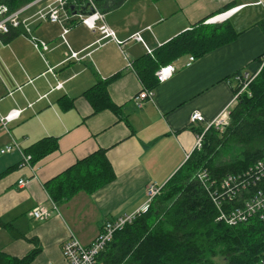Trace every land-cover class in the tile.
Here are the masks:
<instances>
[{"label":"crops","instance_id":"crops-1","mask_svg":"<svg viewBox=\"0 0 264 264\" xmlns=\"http://www.w3.org/2000/svg\"><path fill=\"white\" fill-rule=\"evenodd\" d=\"M52 1L31 3L23 17L36 16ZM262 1L126 0L114 10L99 9L116 40L103 39L70 11L67 33L59 24L34 22L29 35L22 30L9 41L0 40V117L21 111L7 130L0 128V251L23 258L39 249L32 264H69L63 244L70 231L90 245L106 221L140 211L149 200L148 186L163 187L192 154L195 129L205 128L227 108L234 96L228 80L241 70H258L264 55ZM221 14L226 15L211 24L229 21L239 36L201 59L185 56L174 62V75L154 89L152 101L137 108L134 98L143 85L128 61L153 56L199 21ZM136 34L141 41L133 39ZM33 38L48 50L41 52ZM71 52L81 60L68 59ZM111 79L108 93L120 111L95 113L84 93ZM58 84L62 87L53 90ZM62 98L73 101L68 111L61 107ZM194 112L206 122L192 124ZM45 138L58 139L59 149L33 167H21L24 150ZM12 143L20 150L2 154ZM100 149L106 151L115 180L92 195L79 193L54 211L45 184ZM23 180L27 184L20 186ZM38 206L48 208L51 216L30 217Z\"/></svg>","mask_w":264,"mask_h":264},{"label":"trees","instance_id":"trees-1","mask_svg":"<svg viewBox=\"0 0 264 264\" xmlns=\"http://www.w3.org/2000/svg\"><path fill=\"white\" fill-rule=\"evenodd\" d=\"M35 1L0 0V5L15 11ZM93 1L98 9L110 11L126 0ZM85 4L88 0H67L62 21L56 24L64 31L69 30L64 26L71 19L69 13L78 11ZM211 17L172 38L156 49L153 56H144L133 63L144 89L153 91L159 86L156 73L160 68L185 56L192 61L201 59L239 36L229 21L207 24ZM259 25L264 29V20ZM22 30L11 29L8 34H0V40L9 41L21 35ZM110 81L112 79L100 82L84 93L95 113L110 110L118 114L120 111L109 96ZM250 92L251 95L240 96L232 108L228 126L223 130L211 127L204 135L202 149L192 152L149 208L132 224L115 233L99 255L101 264H257L264 258V223L260 218L255 216L239 226L217 221L218 208L196 180V174L201 170H208L212 178L220 179L242 172L264 157V67L251 84ZM60 102L65 111L73 106L72 100L62 98ZM203 131L204 128L195 129L196 134ZM58 149V139L45 138L24 153L32 156L33 167ZM115 178L106 151L100 149L78 160L47 182L45 188L52 202L60 207L81 192L96 193ZM229 206L226 203L225 207ZM0 225H4L1 219ZM39 253L40 250L35 249L23 258H17L0 251V264H32Z\"/></svg>","mask_w":264,"mask_h":264},{"label":"built area","instance_id":"built-area-1","mask_svg":"<svg viewBox=\"0 0 264 264\" xmlns=\"http://www.w3.org/2000/svg\"><path fill=\"white\" fill-rule=\"evenodd\" d=\"M44 0H37L42 2ZM250 4L262 5V0H247ZM36 2V3H37ZM35 4V3H34ZM34 4H29L21 9L12 11L7 5H0V34H8L11 29L22 28L29 33L31 23L39 20H50L52 23L62 21V12L67 4V0H53L45 11H41L32 17H23V13L29 10ZM88 9L94 12L91 15L81 16L82 24L93 31H98L103 39L112 38L116 40L115 32L106 24L105 15L98 9L93 0H88ZM248 4L238 6L227 12L238 11ZM226 14L219 15L206 21L207 24L214 23L217 18ZM35 17V18H34ZM68 29L65 30V33ZM136 41H141L140 34L133 36ZM33 43L40 51H47L48 46L44 42L37 41L33 38ZM122 46V42H118ZM68 59L81 60L77 53L71 52ZM264 67V57L261 58L259 68L256 72L251 73L242 71L235 74L228 80L234 89V96L229 105L223 112L212 122L205 125L204 131L197 135L194 150H201L205 133L214 127L217 130H223L230 122L231 110L238 103L240 96L249 94L250 86L257 78ZM128 68L133 70V63L128 61ZM177 71L175 65H167L160 68L156 77L159 83L169 80ZM62 84H58L54 89H60ZM154 90L144 89L134 98L137 108H141L147 101L154 98ZM21 114L20 110H13L7 116L0 117V128L8 129V124L16 120ZM191 123H205L206 118L200 112H194L190 118ZM20 150L16 143L6 146L1 153L6 154ZM32 156L23 152L21 167H32ZM196 180L206 190L209 198L219 210L217 221L225 223L229 226H239L247 223L253 217H259L264 223V157L257 160L252 166L236 174H229L223 178H212L208 170H201L196 174ZM20 186H25L26 181H20ZM162 187L156 183H152L147 188L149 200L145 206L138 212L120 217L115 220L106 221L98 236L92 244L85 245L79 237L70 231V238L63 244V256L69 264H101L99 255L105 249V246L111 242L116 232L121 231L126 225L132 224L135 219L144 211H146L152 201L160 195ZM52 203V209L59 212V207ZM225 203H230L229 207H225ZM51 216V211L44 206H38L30 212V217L36 220H46ZM259 264H264V258Z\"/></svg>","mask_w":264,"mask_h":264},{"label":"water","instance_id":"water-1","mask_svg":"<svg viewBox=\"0 0 264 264\" xmlns=\"http://www.w3.org/2000/svg\"><path fill=\"white\" fill-rule=\"evenodd\" d=\"M73 8V7H72ZM89 5H85L83 7V9L80 12H74L75 14H80L81 16H87V15H91L94 11L92 9H88Z\"/></svg>","mask_w":264,"mask_h":264},{"label":"rangeland","instance_id":"rangeland-1","mask_svg":"<svg viewBox=\"0 0 264 264\" xmlns=\"http://www.w3.org/2000/svg\"><path fill=\"white\" fill-rule=\"evenodd\" d=\"M263 57H264V55H263L261 58H263ZM242 71H247V70H241V71H239L238 73H240V72H242ZM236 74H237V73H236ZM227 126H228V125H227ZM262 259H263V258H262ZM262 259H261V260H262ZM261 260H260V261H261ZM260 261H259V262H257V264H259V263H260Z\"/></svg>","mask_w":264,"mask_h":264},{"label":"bare ground","instance_id":"bare-ground-1","mask_svg":"<svg viewBox=\"0 0 264 264\" xmlns=\"http://www.w3.org/2000/svg\"><path fill=\"white\" fill-rule=\"evenodd\" d=\"M222 15V14H221ZM230 204V203H229ZM225 205H226V203H225Z\"/></svg>","mask_w":264,"mask_h":264}]
</instances>
